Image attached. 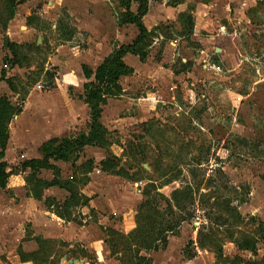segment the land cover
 Listing matches in <instances>:
<instances>
[{
  "label": "rangeland",
  "instance_id": "obj_1",
  "mask_svg": "<svg viewBox=\"0 0 264 264\" xmlns=\"http://www.w3.org/2000/svg\"><path fill=\"white\" fill-rule=\"evenodd\" d=\"M148 2L144 60L124 58L133 72L105 96L100 148L63 170L81 224L0 264H264V0ZM126 15L122 0H0V98L27 111L24 143L51 123L58 140L88 134L86 87L139 37ZM16 125L10 169L27 159ZM247 238L255 252L238 247Z\"/></svg>",
  "mask_w": 264,
  "mask_h": 264
},
{
  "label": "crops",
  "instance_id": "obj_2",
  "mask_svg": "<svg viewBox=\"0 0 264 264\" xmlns=\"http://www.w3.org/2000/svg\"><path fill=\"white\" fill-rule=\"evenodd\" d=\"M26 114L27 111L24 110V112L22 111L15 117L17 124L16 127H18L19 130L18 147H27L26 154L22 155V159L25 157L27 159L22 163L33 160H42L43 145L52 140L62 138L59 134L64 130L62 122H60L59 128H56L51 123L48 131H46L47 136L49 137H42L44 140H41V142L39 141L40 143L36 142L34 138V143H32V146L30 147L24 143L28 140L26 138L23 139L24 136H26V132L29 131L24 128L22 132V126L20 125L22 121L24 122ZM11 125H13V121L10 126ZM31 136L34 137L35 135L31 132ZM38 138L42 139L39 137V134ZM64 138L67 139V137ZM8 145L4 161L8 165L7 171L13 175L10 178L7 188L0 189V252L9 253L10 246H14V250L17 249V251H19L22 247V252L26 254L36 252L38 250V242L36 238H38L39 235H47L48 233H52L53 235H56V238L60 239L63 238V235L70 237V230L65 228L77 225L79 226L81 223L78 224L77 222L66 221L59 218L54 211V204L62 205L70 198L69 190L63 183V180H65L63 178V170H66L69 166L74 173L78 168L82 169L83 165H77V161L75 162V160L72 161V163L71 161L64 162L50 160L49 165L51 168L49 169L32 170L30 168L22 169L21 167L18 169L19 166L15 169H10L15 149H13L14 146L11 144L10 140ZM86 148L87 147H85L84 150ZM15 172H17V175L14 174ZM73 173L71 176L72 178L70 177L71 179L69 180L73 179ZM45 175H47L48 178L45 179ZM87 177H90V173H88ZM56 180H59V182H56ZM38 181L39 183L44 184L55 182V185L50 187H43L40 185V187L35 189V187L39 185L37 184ZM89 184H91V182H89L88 185ZM33 185L34 187L32 190ZM91 185L93 186V184ZM37 196H40V198ZM50 201L54 202V204L48 207L47 204H50ZM73 216L75 215L73 214ZM82 222H85V220H82ZM27 225L31 226V230H35L36 235H34V237H28L25 230ZM66 241L67 240L64 239V242Z\"/></svg>",
  "mask_w": 264,
  "mask_h": 264
},
{
  "label": "trees",
  "instance_id": "obj_3",
  "mask_svg": "<svg viewBox=\"0 0 264 264\" xmlns=\"http://www.w3.org/2000/svg\"><path fill=\"white\" fill-rule=\"evenodd\" d=\"M123 7L126 11V16L129 17L132 25H135L139 31V37L132 46L122 47L118 52L112 54L108 57L104 62L99 66V68L95 72V80L92 84H90L85 89V103L90 109V130L88 134L80 135L76 138H67L63 140H52L47 142L42 147L43 159L42 160H33L24 162L21 166L22 169L30 168L32 170H40V169H49L51 166L49 165L50 160L54 161H70L71 157H74L75 160L79 155L83 152L85 147H96L100 148L97 144L96 136L99 130H102L101 127V114H102V105L105 101V96L109 92L111 88L117 86L120 78L126 76L133 72V70L125 63L124 58L129 55H136L143 62L144 58L139 52H135L136 47L139 43L143 42L145 36L147 35V29L141 23V19L146 16L148 12V0H122ZM135 2L138 5V12L134 14L131 12V4ZM89 74V73H88ZM3 76L0 78V81H3ZM22 110L16 109L7 98H0V189H6L10 178L13 175L7 171L8 165L4 161L5 152L7 150L9 140H10V130L9 126L13 119L18 116ZM106 161H102L101 165L105 169ZM192 174H194L192 172ZM57 182V180H56ZM43 187L54 186L53 183H39ZM34 185L32 186L33 190ZM38 186L35 187V189ZM70 193V198L65 201L62 205L54 204V211L56 215L66 221L77 222V219L73 218L72 209L77 207V200L75 199V194L73 191L68 188ZM40 198V196H37ZM48 207L51 204H47ZM228 211L230 213H235L234 208H231L230 205L227 206ZM188 216V215H187ZM190 216V215H189ZM221 218V217H220ZM179 223L181 222L178 221ZM177 224V223H176ZM262 227V242H264V223H261ZM174 226L168 227L167 230H163L160 234V242L166 244V231L172 232L174 230ZM157 240V238H156ZM238 247L243 251L255 252L257 247V242L252 240L251 238H247L241 243H238ZM26 257V256H25ZM33 258L34 256H30ZM192 257V256H191ZM141 262L144 260H140Z\"/></svg>",
  "mask_w": 264,
  "mask_h": 264
}]
</instances>
